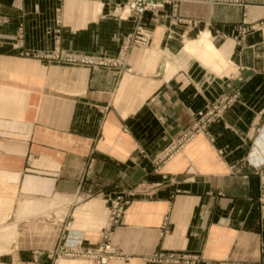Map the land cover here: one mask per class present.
Instances as JSON below:
<instances>
[{
	"label": "crops",
	"instance_id": "crops-1",
	"mask_svg": "<svg viewBox=\"0 0 264 264\" xmlns=\"http://www.w3.org/2000/svg\"><path fill=\"white\" fill-rule=\"evenodd\" d=\"M124 2L0 0V226L19 231L0 264H52L38 252L98 246L118 195L130 203L111 239L127 259L107 264H185L169 254L264 264V0L182 2L191 23L171 5L146 12L147 46L130 42ZM205 31L207 61L185 49ZM57 48L121 64L37 55ZM224 95L235 99L223 116L155 172Z\"/></svg>",
	"mask_w": 264,
	"mask_h": 264
},
{
	"label": "built area",
	"instance_id": "built-area-1",
	"mask_svg": "<svg viewBox=\"0 0 264 264\" xmlns=\"http://www.w3.org/2000/svg\"><path fill=\"white\" fill-rule=\"evenodd\" d=\"M192 0H125L123 8L128 16H133L136 22V30L133 41L139 46H147L151 42V32L141 25V21L144 13L152 12L153 14L163 10L167 5H171L173 12L176 16V20L179 22L191 23V20H187L180 16L179 8L182 2ZM207 1L210 3H237L239 0H197ZM261 23H256L251 26L255 29L260 26ZM249 28H244L242 33H245ZM26 55H29L26 52ZM41 58L47 60H55L67 64L84 65L88 67L96 66H116L121 64V60L96 57L90 55L72 54L62 51L57 48L52 53L37 54ZM235 96H222L214 104H211L206 110L200 111L198 118L193 123L192 127L177 137L173 142L167 146L155 159V172H160L162 166L176 154L182 152L185 147L200 133L206 131L208 125L217 119L221 118L224 112L233 103ZM264 178V175H262ZM130 201L125 198L124 195H118L111 199L110 213L108 218V225L104 231L103 240L96 247H84L80 242L71 245H62L55 250L46 252H38V256H47L52 264H57L61 258H77V259H89L95 264H107L115 260H125L126 256L118 250L112 244V232L115 227L121 226L125 223L127 208ZM162 256V255H161ZM165 257L168 262H183L185 264L195 263L197 260L190 256H183L179 254H169ZM164 259V258H162Z\"/></svg>",
	"mask_w": 264,
	"mask_h": 264
},
{
	"label": "rangeland",
	"instance_id": "rangeland-1",
	"mask_svg": "<svg viewBox=\"0 0 264 264\" xmlns=\"http://www.w3.org/2000/svg\"><path fill=\"white\" fill-rule=\"evenodd\" d=\"M209 38V32H202L198 39L189 40L185 49L190 52L202 49V52L197 54V56L202 60L207 61L208 51L211 47ZM23 206V209L25 210L30 206V203L26 202ZM15 223L16 222L0 226V255L10 252L13 249V245L17 241L19 231L16 229Z\"/></svg>",
	"mask_w": 264,
	"mask_h": 264
},
{
	"label": "bare ground",
	"instance_id": "bare-ground-1",
	"mask_svg": "<svg viewBox=\"0 0 264 264\" xmlns=\"http://www.w3.org/2000/svg\"><path fill=\"white\" fill-rule=\"evenodd\" d=\"M122 13H123V11H121ZM120 15V14H119ZM211 57V54H210V52L208 51V58H210ZM231 65V64H230ZM232 70H233V68H232Z\"/></svg>",
	"mask_w": 264,
	"mask_h": 264
}]
</instances>
